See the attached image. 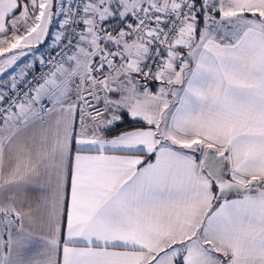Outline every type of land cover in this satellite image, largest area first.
<instances>
[{"label": "snow or ice", "instance_id": "snow-or-ice-1", "mask_svg": "<svg viewBox=\"0 0 264 264\" xmlns=\"http://www.w3.org/2000/svg\"><path fill=\"white\" fill-rule=\"evenodd\" d=\"M0 264H264V0H0Z\"/></svg>", "mask_w": 264, "mask_h": 264}]
</instances>
